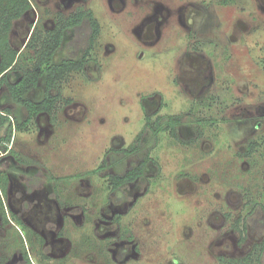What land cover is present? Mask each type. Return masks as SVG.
Listing matches in <instances>:
<instances>
[{
  "label": "rangeland",
  "instance_id": "1",
  "mask_svg": "<svg viewBox=\"0 0 264 264\" xmlns=\"http://www.w3.org/2000/svg\"><path fill=\"white\" fill-rule=\"evenodd\" d=\"M58 1L31 0L14 21L22 69L36 60L27 44L37 19L43 35L90 9L101 36L84 69L53 91L62 94L53 113L0 145L9 178L0 264H240L263 238L242 232L239 219L264 207V0H126L123 12L109 0L70 11ZM154 12L160 32L152 25L140 43V23ZM44 89L42 80L30 97ZM0 108L27 117L6 86ZM172 118L177 136L166 128ZM158 120L154 132L146 123ZM134 143V153L121 151ZM144 159L143 177L113 188L109 174ZM38 172L45 180L33 187Z\"/></svg>",
  "mask_w": 264,
  "mask_h": 264
},
{
  "label": "trees",
  "instance_id": "2",
  "mask_svg": "<svg viewBox=\"0 0 264 264\" xmlns=\"http://www.w3.org/2000/svg\"><path fill=\"white\" fill-rule=\"evenodd\" d=\"M30 7L31 3L29 0H0V89L6 86L12 99L27 110V117L24 120H19L12 116L10 108H0V132L2 129L5 131L0 136V145H5L2 147L3 149H8L14 138V130H25L29 123L40 113H53L56 105L62 99L60 91L55 93L53 91L58 89V86L70 73L84 69L87 54H89L90 50L88 48L87 54L75 58L74 53L68 49L71 57L58 60L57 54L64 43L66 28L77 24L81 25L82 18L76 15L68 21L61 19L54 29L45 31L43 35L37 34L36 31L32 33L27 46L35 47L36 60L32 66L22 69L20 63L22 52H19L11 44L9 35L14 21L20 19ZM89 12L92 15V11ZM97 32L96 30L94 36H96ZM18 68L22 70L21 77L18 80L11 81L10 74L18 70ZM42 80L45 84L43 97L38 100L32 99L30 93L40 87ZM172 120L174 119L172 118ZM176 123H178V120H174L173 123H168L167 125V128L175 136H177ZM157 129V127L156 129L154 128L155 131ZM254 149L255 144H251L248 154H252ZM144 164L145 162H142L139 166L124 174L111 175V183L117 188L125 182L135 180L142 174ZM36 174L32 178L33 182L43 178L42 173L38 172ZM44 180L42 179L41 181L44 182ZM8 184V175L0 168V188L5 193L7 192ZM256 210V207L253 206L239 221L242 224V232H249L251 229L258 234V237L263 238L255 243L252 250L245 257L236 261L240 264H264V207L261 210ZM250 221L251 223H249Z\"/></svg>",
  "mask_w": 264,
  "mask_h": 264
},
{
  "label": "flooded vegetation",
  "instance_id": "3",
  "mask_svg": "<svg viewBox=\"0 0 264 264\" xmlns=\"http://www.w3.org/2000/svg\"><path fill=\"white\" fill-rule=\"evenodd\" d=\"M29 1L31 3V0H29ZM83 1L84 0H59L57 5L60 8H63L65 10H69L70 11V10L74 9L73 8L74 6H76L77 4L82 3ZM109 1H110V8L113 11L118 10V11H122L123 12L124 9L126 8V0H109ZM31 9H32V3H31L30 9H28L25 14H27ZM89 11H92V15H90ZM76 15L79 16L80 18H82L81 19V25L77 24L76 26H69V27L66 28L65 36H64V43H63L62 47L64 46V44H66V46L68 45L67 48L74 53L75 58L82 57L83 55L87 54V49L90 48L89 54H87V58H86L87 59L86 63H85V66H86V64L91 59L90 58L91 51L93 50L98 38H100V36H101V31H102L101 30V24H100V21L97 20L93 10L84 9L82 7L77 9L76 11H73V13H71L67 18H65V20L68 21V20H70L71 17L76 16ZM159 21L157 19V15H156L155 12H154V14H150V15L146 16L145 19L142 20L141 23H140L141 29L137 30L138 27L136 28L137 34L140 37V39L144 37L143 34H144L145 31L148 30L147 28L151 27L152 25H153V30H154V31H151L152 33L153 32H160L159 23H161V22H159ZM37 22H38V19L36 20V23L34 25V31L36 29ZM58 23H59V21H57L54 26L48 28V30L54 29L58 25ZM96 30L98 32H97L96 36H94V33L96 32ZM71 33H74L73 37L72 36L68 37V34H71ZM140 39H139L140 43L141 42L142 43L143 42L144 43L148 42L144 38L142 40H140ZM81 50H83V52H81ZM20 52H22V51H20ZM70 57L71 56L68 55L67 58H70ZM146 124L151 129H153L154 132H157L160 129V126L158 125L159 124V120L156 121V123L155 122L151 123L149 121ZM155 124H157V125H155ZM156 127L158 128L157 131L154 130V128L156 129ZM166 128H167V126H166ZM175 129H176V127H175ZM139 138H140V136L137 137V142L139 141ZM137 149H138V144L134 143V144H131L129 147L121 149V151L124 152L125 155H126V154L134 153L135 151H137ZM7 152H8V150H7ZM104 162H105V160H104ZM142 162H145L142 174L139 175L135 180L125 182L124 184L118 186L117 188H119L121 186H124L126 184H129V183H133V182L137 181L139 178L144 176L145 170H146V167H147V161L145 159L140 161L137 165L133 166L132 168H130V169H128L125 172H122L120 174H124V173L128 172L129 170L134 169L135 167L139 166ZM120 174H109V179H110L111 175H120ZM34 176H35V174H34ZM40 181H41V179L38 180V183H37V181H34L32 186L33 187H38ZM112 186H113V188H115L113 184H112ZM117 188H115V189H117ZM0 192L3 193V195H5V192L2 191L1 188H0ZM7 192H8V190H7ZM7 192H6V194H7ZM0 205L4 206L1 197H0ZM3 213H4V215H6L5 212H3ZM18 221H20V223H22L20 219H18ZM128 234H129V236H131L130 231H128ZM26 259H27V261L29 263H31V261H30L28 256H26Z\"/></svg>",
  "mask_w": 264,
  "mask_h": 264
}]
</instances>
